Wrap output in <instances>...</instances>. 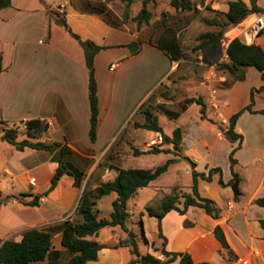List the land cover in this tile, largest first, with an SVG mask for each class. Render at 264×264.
<instances>
[{
	"label": "crops",
	"instance_id": "1",
	"mask_svg": "<svg viewBox=\"0 0 264 264\" xmlns=\"http://www.w3.org/2000/svg\"><path fill=\"white\" fill-rule=\"evenodd\" d=\"M95 1L97 0H80L76 3L72 0L69 9L64 4L55 8L66 16L72 30L78 33L83 40L90 39L106 47L95 56L99 121L97 138L94 142L89 134L91 117L89 72L85 62V53L80 43L50 16L51 9H48L45 0H12L11 6L0 9V54L2 55L0 120L23 124L24 131L19 130L17 140L29 139L33 142H58L67 145L73 151L67 156V159L80 168L86 176L88 174V181L98 182L97 186L99 183L107 181L108 176L112 175L110 161L119 160L123 154L126 157L133 154L132 151L139 150L134 146L135 137L139 131L149 132L150 137L152 134H160L145 128H138L136 124L146 122L143 106L155 108L157 105L167 102L161 96L164 89L163 83L166 80L173 90L172 96L176 95L177 80L184 82V91L187 94L182 97L183 100L178 102L183 111H188L192 106L199 109L198 116L207 131L201 144L212 147L211 137L226 140L219 124L222 123L223 127L227 129L230 117L250 103L252 88H258L263 84L261 73L256 68L250 67L244 81L232 83L228 87H219L221 83H224L226 76L218 72L217 61L210 65L205 64V66L204 62H199L200 67H197L192 62L188 63L181 55L174 58L165 49L166 47L160 46L158 40L142 41L139 51L132 54L127 44L139 40L138 35L133 34L131 39L125 41L110 42L114 30L128 31L129 27L110 24L95 12L93 4ZM254 42L264 49V35L256 37ZM227 46L223 50V57L218 61H227ZM106 51H110L108 56H103ZM112 63L117 65L114 70L109 69ZM253 71L257 73L260 80L254 85L246 84L249 73ZM201 74L208 76L210 82L199 87L193 85L196 80L190 76L199 77ZM254 97L253 109L264 111V108L257 105L258 97H264V90L256 92ZM188 98L203 99L206 104L207 119L201 118V106L196 102L187 103ZM259 115L264 117V113H252L247 110L239 117L235 131L243 135V143L247 138V133L242 127L243 119ZM34 118L48 122V131L43 135L31 137L26 134L25 122ZM262 124L261 134L264 137V122ZM180 129L182 145L185 144L190 130L183 127ZM258 130V128H253L250 132L256 134ZM1 136L2 133H0V182L4 181L7 186L10 184L12 188L10 191L17 195H6L9 199H5L0 206V219L3 211L11 203L16 204L21 211H35L38 218L28 222L15 216H11L5 221L0 220V246L7 239L19 241L29 228L36 227L47 230L52 223L56 224L70 217L80 195V188L75 186L74 177L65 174L55 189L41 198L39 206L25 205L20 201L23 194H42L49 187L50 180L58 167V163L54 159L56 151L31 147L19 150L3 140ZM243 143L240 149L243 148ZM237 145L238 141L231 142L230 150ZM261 145L260 150L264 153V142ZM123 146L127 148L123 150ZM132 146H134V150H132ZM239 150L235 153L236 159ZM181 160H177L170 167ZM192 160L196 162L197 158L194 157ZM103 162H108V165L101 166ZM206 166L217 167L213 162ZM117 174L118 172L113 178ZM32 178L36 181L35 185L30 184ZM219 179L220 175L216 174L210 183L222 187L219 184ZM230 179L224 181L228 182ZM153 182L138 191H148ZM263 184L264 176L261 178L258 188ZM198 187L202 196L214 198L209 191V181L199 178ZM188 189L190 188L188 187ZM262 196H264V192L262 194L253 193L247 206L264 212V207L254 203L256 198ZM106 197H111L109 201L112 206V201L117 197V193L112 192L103 199ZM151 197L156 198L155 193H152ZM164 197V194L161 195L159 200L161 201ZM25 198L29 200L31 196ZM233 201L228 203L226 214V210L216 203L222 212L218 219L206 214L198 206H189L184 213L178 210L168 212L160 222L166 250L188 252L197 263L216 264L209 261V257L206 256L205 247L208 246V243L205 242V238L211 234L214 235V228L220 225L230 246V252L221 245L217 264H227L229 260L237 257L246 260V264H264V230L259 223V219L264 218V215L245 217L242 220L236 219L240 212L246 214L247 207L240 206L241 198L234 203ZM178 206L183 208V204L178 203ZM111 212L112 209L109 208L108 217ZM174 226H177L180 231V233L178 231L179 235L176 234L177 230H174ZM121 229L120 226H108L101 229L99 234L91 239L104 244L105 241L102 239L104 233L121 235ZM61 240L62 233L58 231L53 235V246L49 255L44 260L31 264H68L69 252L62 245ZM199 240L204 242L203 247L198 245V250L203 257L197 261L194 252L189 251V247ZM128 248L131 249L132 246H128ZM117 249L103 248L99 252L98 260L89 261L86 264H107L103 255L105 253L113 254L114 252L110 250ZM154 255L164 260L163 254ZM123 264L127 263L124 261ZM169 264H180V260L178 258Z\"/></svg>",
	"mask_w": 264,
	"mask_h": 264
},
{
	"label": "rangeland",
	"instance_id": "2",
	"mask_svg": "<svg viewBox=\"0 0 264 264\" xmlns=\"http://www.w3.org/2000/svg\"><path fill=\"white\" fill-rule=\"evenodd\" d=\"M45 1L47 2L48 9L57 11L55 8H57L60 4H64L67 9H69V6L71 5L70 1L72 0ZM74 1L77 3L80 0ZM170 1L171 0H134L131 3H128L125 0H97L93 4L95 12L101 15L110 24L119 27H124L125 25L126 27H129L128 31L121 29L114 30L109 40L110 42L131 39L133 34H137L141 42L158 40L160 44L165 46L171 44L172 48H175L174 51L176 53L179 52L184 60L188 61V63H194L193 65H196L197 67H200L199 62H204V66L205 64L210 65L214 61H217V64L221 63L222 61L218 60L223 57V50L230 43V41L236 37L241 39L243 38L242 30L249 22L246 19L236 26L228 29L224 33L220 45L217 47L209 46L205 50L197 49L196 47L200 44V42H202L201 40H198V36L200 34L207 31L217 32L219 30L217 26L210 25L208 21L214 19L223 21L225 19L224 14L227 12L229 2L231 0H190L192 7L189 10H177L171 6ZM243 1L250 4V0ZM259 4L264 7V0H259ZM57 12L61 16L64 15L62 12ZM141 12L145 14L149 13L151 16L147 21L139 23L137 17ZM109 52L110 51H106L103 53V56H108ZM190 77L193 80H196L193 85L198 87L210 82L208 76H205L204 74H201L199 77ZM196 78L199 79L197 80ZM224 80V83H221L219 87H228L233 83L231 77ZM259 80L260 77L255 71H253L249 73L246 84L254 85ZM177 81L178 87L176 89L177 91L175 96H172L173 90L171 89L169 82L166 80L163 83L164 89L162 90L161 96H163L167 102L159 104L155 108L145 105L143 106V113L147 109H152L158 117V123L163 132L168 136H173L174 131L177 128L183 127L184 129H189L190 132L185 140V144H182L181 148L178 150L174 149L173 143H165L163 140L156 145H152L150 142L156 139L158 135L152 134L150 137L149 132L141 130L136 134L134 142V146L139 148V152L137 153L132 151L133 154L129 156L125 157L123 154L121 159L110 161V171L112 175L108 176V180L113 179L116 172L123 167L152 169L164 164L170 158L176 157L177 160L182 159L159 176V178L153 182V185H151L152 187L148 189V191H137V193L128 201L127 208L130 216L127 219V231L121 229V235H110V232L103 234L102 239L105 241L104 245L106 248H119L117 250H110L111 252H114L113 254L105 253L103 255L107 264H123L124 261L125 263H128L132 257H135L133 248L130 249L128 246H123L124 240L131 239L130 232H133L135 236V242L140 254H163V250L166 249L164 235L163 233H160L158 219L154 216H150L147 212V208L153 207L154 209H157L161 202L159 199L163 194L165 196L172 193L178 194L180 196L178 203L180 204H183L184 202V195L192 194V165L184 159L183 154L191 157L192 159H194V157L197 158L196 162L198 165L196 169L199 172L207 173L208 169L211 167L208 166L207 168L206 164L213 162L216 163V166L221 167L223 180L230 179L232 176L229 161L231 141L228 138H226V140H218L211 137V142L213 144L212 147H207L201 144V140L205 138L207 131L198 116L199 109L196 106H192L188 109V111L182 110L183 108L178 102L179 100H183L182 97L187 93L184 91V82L182 80ZM257 105L264 108V97H258ZM230 107H232V105H230ZM263 122L264 117L261 115L253 118L246 117L242 121V127L247 133V138L243 143V148L237 152L238 164L236 169L243 178L241 184V191L243 194L241 196L240 206L242 208H247L246 214L245 212H240L236 219L242 220L245 217L251 218L253 216L264 215V212H260L251 206H247L248 200L253 193L262 194L264 192V184L258 188L259 182L264 176V153L260 150L262 147L261 144L264 142V137L261 134ZM7 126L15 127L18 130L24 131L23 124L8 123ZM219 127L221 132L224 134V132L229 128V125L227 129L223 127L222 123L219 124ZM252 127L259 129L256 134L250 132V130L253 129ZM134 146H132V150H134ZM153 147H158L164 150L166 149L168 152H149ZM126 148V146H123V150ZM103 163H101V166L108 165V162ZM97 183L98 182L94 183L93 180L88 181L87 174L82 182L80 195L75 204V210L71 216L65 218L61 222H57L56 224L52 223L50 225L49 229H52L53 235H55L58 231H61L60 224L63 221L70 220L77 223L83 220L82 215L77 211L80 196L84 188L87 190H93ZM209 185V191L214 197L212 199L215 200L220 207L226 210V214L228 210V203L233 201L232 188L218 187V185H213L210 182ZM188 187L190 189H188ZM11 189L10 184L7 186V183H4V181L0 182L1 201L9 199L6 195H17V193L11 192ZM152 193H155L156 198H150ZM103 198L97 201L95 208L99 211L100 217H108L109 208L112 209L109 201L111 197H106V199ZM235 209H237V207H235ZM11 216H15L27 222L38 218L35 211H21L14 203H11L6 207L0 220H8ZM175 229L177 230L176 234H178L179 230L177 226H174V230ZM205 240V242L208 243V246L205 247L206 256L209 257V261L217 264V259L220 257L219 249L221 248V244L213 234L207 236ZM199 244L202 247L204 246V242L199 240L189 247V251L191 250L194 252L195 259H197V261H200L199 259H202L200 257H203L201 252L198 250ZM234 259L235 258L229 260L227 264Z\"/></svg>",
	"mask_w": 264,
	"mask_h": 264
},
{
	"label": "trees",
	"instance_id": "3",
	"mask_svg": "<svg viewBox=\"0 0 264 264\" xmlns=\"http://www.w3.org/2000/svg\"><path fill=\"white\" fill-rule=\"evenodd\" d=\"M131 3L134 0H125ZM12 0H0V9L11 6ZM170 4L177 10H189L192 7L190 0H171ZM263 7L259 4V0H250V4H247L243 0H231L229 2V8L225 12V19L209 20L210 25H215L219 28L217 32L207 31L198 36V40H201L200 44L196 47L200 50H205L209 46L217 47L224 36V33L241 23L252 13H261ZM51 17L54 18L57 24L63 26L71 36L76 39L82 46L85 53V62L89 72V101L91 109L90 117V138L94 142L97 138L98 121H99V96H98V84L95 73V56L98 52L106 47L99 45L93 40H83L81 36L74 32L67 22L64 15H60L57 11H49ZM150 14L140 13L137 17L139 23L147 21L150 18ZM264 35V32L261 33ZM141 40L132 41L127 44L131 53L135 54L139 51ZM165 49L174 57L180 56V53H176L172 48V45H162ZM227 61L217 64V70L219 73L232 78L233 83L238 81H244L247 78V70L250 67L256 68L261 73L263 84L258 88H252L251 101L248 105L238 110L229 119V128L224 132L226 138L231 142H237L238 145L233 147L229 154V161L231 165L232 178L225 182L222 178L221 167H211L208 172H199L196 169L197 163L191 158L184 156L192 165V194L184 195L183 208L178 206L180 196L176 193L165 196L157 209L148 207L147 212L150 216H154L159 221V229L162 234L161 220L163 217L172 210H178L182 213L186 211L189 206H198L204 210V212L211 217L218 219L221 217V209L217 206L216 202L209 197H204L199 192L198 181L202 178L207 181H212L213 176L220 175L219 184L222 187L230 186L233 189L234 201H239L242 196L241 183L242 178L236 169L238 160L235 158V153L242 147L243 135L235 131L236 123L239 117L245 111L252 113H264V111H257L253 109L255 104V93L264 90V49L261 45L252 42L247 44L242 41L241 38H234L230 41L226 48ZM2 55L0 54V71ZM187 103L196 102L201 106L200 114L202 119H207L206 104L202 98H188ZM146 122L144 124H136L138 128H145L147 130L160 133L165 143H173L174 149L181 148L182 134L181 129L177 128L174 131L173 136L166 135L161 126L158 123V117L152 109H147L144 112ZM8 122L0 120V133L1 138L10 144L14 145L17 149L22 150L25 147H31L39 150L56 151L55 161L58 163V167L55 174L50 180L49 187L42 194H23L20 201L25 205L37 207L40 205V200L44 195H47L58 185L59 180L65 174L71 175L75 179V186L81 188L82 182L85 179V173L70 162L67 156L73 151L67 145L53 142H33L29 139H23L18 141L19 130L15 127L7 126ZM25 132L31 137L43 135L48 131L49 124L45 120L34 118L25 122ZM139 152V150H135ZM149 152L160 153L168 152V150L153 147ZM177 162L176 158L168 159L164 164L159 165L152 169L146 168H121L118 170V174L115 178L99 183L93 190L83 189L80 196L77 211L82 215L83 220L74 223L70 220H65L60 224L62 233V245L70 253L68 264H86L89 261H96L99 258V252L106 248V246L91 237L99 234V231L105 227L120 226L123 230L127 231V219L130 214L127 208L129 199L134 196L138 189L149 186L159 176L165 173L171 164ZM208 168V167H207ZM112 192L117 193V197L112 201V212L109 217H100L99 211L95 208L97 201ZM31 196L29 200L25 197ZM254 203L258 206L264 207V196L256 198ZM3 201L0 200V206ZM259 223L264 230V218L259 219ZM216 239L220 242L222 247L230 252V246L226 240L223 229L220 225H217L213 231ZM131 239L124 240L123 246H132L135 258L130 260L127 264H169L179 258L180 264H209L207 262L197 263L188 252H170L166 249L163 250L165 260L154 256L153 254H140L135 242V236L133 232H130ZM53 246V231L52 229H40L29 228L27 229L22 238L19 241L13 239H7L3 241L0 246V263L4 264H31L33 262L44 260L50 253ZM118 247V246H116Z\"/></svg>",
	"mask_w": 264,
	"mask_h": 264
},
{
	"label": "built area",
	"instance_id": "4",
	"mask_svg": "<svg viewBox=\"0 0 264 264\" xmlns=\"http://www.w3.org/2000/svg\"><path fill=\"white\" fill-rule=\"evenodd\" d=\"M246 20H248V24L243 28L242 30V41L245 43H252L254 42V39L261 35L262 32H264V7L263 11L261 13H252L250 14ZM117 67L115 63H112L110 65V70H114ZM161 134H158L156 139L152 140L150 143L152 145L158 144L160 141H162ZM30 184L35 185L36 181L34 178L30 180ZM229 264H246V260L243 258L237 257L234 260H232Z\"/></svg>",
	"mask_w": 264,
	"mask_h": 264
}]
</instances>
